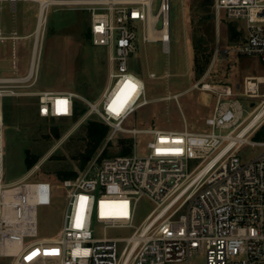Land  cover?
<instances>
[{"label": "built area", "instance_id": "2783aa9c", "mask_svg": "<svg viewBox=\"0 0 264 264\" xmlns=\"http://www.w3.org/2000/svg\"><path fill=\"white\" fill-rule=\"evenodd\" d=\"M95 1L77 6L89 11L91 44L108 53L110 85L99 102H86V116H95L110 128L108 140L121 132L152 136L146 144L148 153L96 158L78 179L64 180L60 237L32 241L38 236L37 210L49 204L52 187L45 181L3 184L0 121V259H11V264H189L193 253L202 252L205 264H264V141L249 140L264 123V93H260L264 80L245 77L237 90L210 87L216 103L205 119L207 132H191L186 126L182 130L124 128V122L149 103L144 82L130 71L138 33L142 42H160L168 52L170 0H159L155 13L154 0ZM213 11L217 20L241 21L245 30L241 43L228 49L217 43L213 56H256L264 66V0H214ZM149 13L156 20L150 21ZM150 27L161 33L166 30L167 39L150 38ZM4 39L0 32V40ZM29 74L27 68L22 76L0 77V97L14 85L34 80L37 69L27 83L7 82ZM34 95L38 117H73L78 98L73 92L45 90ZM237 97L251 101L246 116ZM254 118L251 128L240 134ZM244 144L263 150L241 162L237 152ZM142 197L155 207L136 227V207ZM97 225L133 232L125 238H96ZM50 250L56 253L45 254Z\"/></svg>", "mask_w": 264, "mask_h": 264}, {"label": "rangeland", "instance_id": "374dc122", "mask_svg": "<svg viewBox=\"0 0 264 264\" xmlns=\"http://www.w3.org/2000/svg\"><path fill=\"white\" fill-rule=\"evenodd\" d=\"M213 2L170 0L168 52L162 50L160 42H142L138 33L137 51L131 59L130 71L144 82L149 103L132 114L124 122V128L182 130L186 126L191 132H207L205 119L213 113L216 96L202 87L230 86L237 90L245 77L264 75V66L256 56L234 53L213 56L217 43L222 49L232 48L241 43L245 35L241 21L216 19ZM158 4L159 0H154L153 13ZM37 12L38 3L33 1L0 3V32L5 38L0 40V77L26 73ZM89 17V11L82 6L50 7L40 36L36 78L25 85H14L16 87L11 88L8 95L0 97L3 184L45 181L52 187L49 204L37 210L38 236L32 241L60 237L65 210V193L61 186L64 180L78 179L96 158L100 161L120 155L125 140L132 141L130 154L146 156V144L152 140L148 134L133 137L122 132L108 140L110 128L95 116H86V102H99L110 85L108 53L91 44ZM195 41L205 49L206 55L211 54L202 71L194 66ZM151 74L155 77L150 78ZM45 90L76 94V117H38L34 93ZM260 93H264V84L260 85ZM237 98L246 116L252 109L251 101ZM90 121L106 126L108 134L88 157L91 145L86 137V126ZM226 132L222 131L223 134ZM249 140L264 141V123L249 136ZM262 150L260 145L244 144L237 156L241 162H246L259 156ZM26 155L36 160L29 170L24 162ZM69 173L71 177L63 178V174ZM154 207L146 197L140 198L134 225L137 227ZM132 232L131 228L103 230L100 225L94 229L96 238H125ZM11 263V259H0V264ZM189 264H205V254L193 253Z\"/></svg>", "mask_w": 264, "mask_h": 264}, {"label": "bare ground", "instance_id": "6f19581e", "mask_svg": "<svg viewBox=\"0 0 264 264\" xmlns=\"http://www.w3.org/2000/svg\"><path fill=\"white\" fill-rule=\"evenodd\" d=\"M5 1H7V2L33 1V2L38 3L37 22H36V28L34 31V35H33L34 41H33V45L31 48V53H32V51L34 52L33 55H34L35 62L34 63L32 62V65H31V59H30V64L28 67V70L30 68V74L26 78L7 81V82H18V83L19 82L20 83L28 82V81L34 79V76L36 74V63H37V57H38V52H39L38 48H39V43H40V36H41L43 24L45 22L47 10L52 6H68V5L96 4L97 3L95 0H0V3L5 2ZM149 19H150V21L156 20V16L152 13H149ZM162 33H164V34L162 35ZM162 33L154 30L151 27L149 28V31H148L149 37L154 39V40L162 39V37H165L163 39H167L168 36L166 34V30H164V32H162ZM257 77L260 80H264V75L257 76ZM202 89L203 90H209L210 86L205 85L204 87H202ZM263 108H264V106H263ZM256 119L255 118L251 119L245 125V127L241 130L240 134H243L248 129H250L252 124L255 122ZM231 145L232 144H229L227 146V148L231 147Z\"/></svg>", "mask_w": 264, "mask_h": 264}, {"label": "trees", "instance_id": "16d2710c", "mask_svg": "<svg viewBox=\"0 0 264 264\" xmlns=\"http://www.w3.org/2000/svg\"><path fill=\"white\" fill-rule=\"evenodd\" d=\"M194 49V66L197 70L202 71L204 67L209 63L210 55L205 54V49H201V44L198 41L193 43ZM77 108H74V115L76 117ZM108 134V128L100 123L90 121L86 126V137L89 139L91 150L88 152L87 156L90 157L93 151L98 148L102 141ZM132 149V141L125 140L122 144L121 156L129 155ZM25 166L29 170L32 166L36 163L35 159H31L29 156L26 155L25 159ZM86 162V159L83 158V163ZM72 174H63V178H69Z\"/></svg>", "mask_w": 264, "mask_h": 264}, {"label": "snow or ice", "instance_id": "6c2138e0", "mask_svg": "<svg viewBox=\"0 0 264 264\" xmlns=\"http://www.w3.org/2000/svg\"><path fill=\"white\" fill-rule=\"evenodd\" d=\"M56 253V250H50L49 252H46L45 254H55ZM38 253H33V255H36ZM26 259H31V256L30 257H27Z\"/></svg>", "mask_w": 264, "mask_h": 264}, {"label": "crops", "instance_id": "0c3cea01", "mask_svg": "<svg viewBox=\"0 0 264 264\" xmlns=\"http://www.w3.org/2000/svg\"><path fill=\"white\" fill-rule=\"evenodd\" d=\"M13 2V1H12ZM36 17H37V14H36ZM35 28H36V25H35ZM34 31H35V29H34ZM33 35H34V33H33ZM29 64H30V62H29ZM257 77V76H256ZM50 91H53V90H50ZM57 92H59V91H57Z\"/></svg>", "mask_w": 264, "mask_h": 264}]
</instances>
